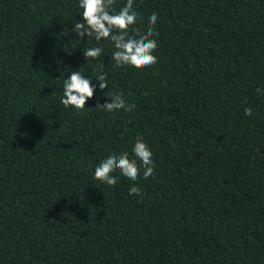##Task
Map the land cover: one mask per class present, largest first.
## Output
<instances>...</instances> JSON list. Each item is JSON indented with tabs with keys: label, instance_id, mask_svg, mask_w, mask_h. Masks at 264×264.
I'll return each instance as SVG.
<instances>
[{
	"label": "trees",
	"instance_id": "trees-1",
	"mask_svg": "<svg viewBox=\"0 0 264 264\" xmlns=\"http://www.w3.org/2000/svg\"><path fill=\"white\" fill-rule=\"evenodd\" d=\"M133 10L141 32L158 14L157 63L143 70L73 32L79 0H0V264H264V0ZM98 64L108 88L93 80L86 109L65 108L72 70L95 79ZM116 94L135 111L96 109ZM138 137L154 174L96 181Z\"/></svg>",
	"mask_w": 264,
	"mask_h": 264
},
{
	"label": "clouds",
	"instance_id": "clouds-1",
	"mask_svg": "<svg viewBox=\"0 0 264 264\" xmlns=\"http://www.w3.org/2000/svg\"><path fill=\"white\" fill-rule=\"evenodd\" d=\"M114 3L115 0H79V7L83 10V21L74 24L73 32L81 39L87 35L89 39L97 42L110 40L115 49L111 56L115 67L131 66L143 70L156 64L157 57L153 53L158 47L154 38L157 35L155 25L158 14L153 13L149 17L147 30L141 32L134 27L138 14L133 10V0H127L126 5L119 11L112 9ZM130 31L134 35H129ZM102 52L101 47H89L84 49L83 56L88 63L89 60L98 59ZM81 69L72 70L70 77L64 81L61 103L65 108L71 106L77 110H85L86 103L94 97L96 91L93 80L97 82L102 92L109 86L108 75L104 71L103 64L97 65L95 79L86 78ZM256 91L261 93L264 90ZM96 109L108 113L119 110L134 112L135 105L126 103L122 94H116L111 98V103L97 105ZM244 112L247 116L252 115L251 108H245ZM132 152L134 154L132 159L127 152L119 155L113 153L103 159L95 169L94 179L108 186H114L117 184V179L112 173L119 170L124 177L136 181L140 175L141 165L144 168L143 177L148 179L154 174L155 163L152 158L153 153L143 137L136 139ZM129 194L141 195L142 193L140 188L134 185L129 189Z\"/></svg>",
	"mask_w": 264,
	"mask_h": 264
}]
</instances>
